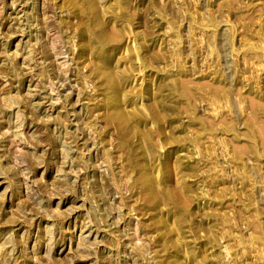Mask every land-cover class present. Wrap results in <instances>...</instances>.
Returning <instances> with one entry per match:
<instances>
[{
    "label": "rangeland",
    "instance_id": "374dc122",
    "mask_svg": "<svg viewBox=\"0 0 264 264\" xmlns=\"http://www.w3.org/2000/svg\"><path fill=\"white\" fill-rule=\"evenodd\" d=\"M0 264H264V0H0Z\"/></svg>",
    "mask_w": 264,
    "mask_h": 264
}]
</instances>
